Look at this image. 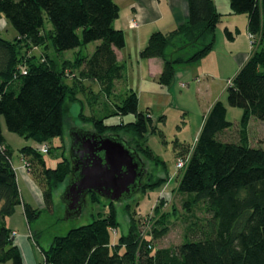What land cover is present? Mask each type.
<instances>
[{"label":"trees","instance_id":"trees-1","mask_svg":"<svg viewBox=\"0 0 264 264\" xmlns=\"http://www.w3.org/2000/svg\"><path fill=\"white\" fill-rule=\"evenodd\" d=\"M229 1L234 15L247 17L254 50L227 89L229 106L243 111L239 139L227 138L234 127L226 107L217 101L178 182V193L187 197L185 208L191 212L201 206L208 217L204 223L195 221L188 230L194 239L153 250L140 246L132 225L127 234L112 241L119 221L110 203L107 215L97 214L92 223L55 237L48 250L41 249L46 264H264V149L249 141L252 118L264 120V0ZM188 9L185 24L169 33L152 34L141 52L144 59L163 60L162 87L173 84L177 66L198 63L213 50L220 13L211 0H188ZM119 16L120 8L113 0H0V18L17 32L13 40L0 36V264H24L7 219L21 205L29 225L42 212L23 203L1 122L9 132L48 147L53 139L64 136L67 102L81 103L77 95L90 89L82 80L99 84L107 98L104 107L111 97L117 100V84L124 74L116 52L126 46L123 31L114 28ZM46 23L52 28L47 30ZM225 34L233 40L231 32ZM92 43H98L93 53L82 56L81 49ZM48 45L56 53L77 51L75 60L68 63V69L79 72L72 85L56 60L27 54ZM89 91L91 103L102 95ZM138 105V95L129 90L124 97L120 95L119 104L111 103L112 110L102 118L80 116L93 122L99 135H131L136 151L157 162L145 145L150 129L156 128L149 110L142 113ZM111 116L122 120L107 124ZM126 116L132 120H124ZM19 153L29 163L33 179L42 178L39 185L45 204L52 209L54 191L72 177L71 161L63 156L55 168H49L39 148L25 146ZM162 180L149 181L143 189L161 187ZM99 198L89 196L92 204ZM160 231L158 237L167 233L166 228Z\"/></svg>","mask_w":264,"mask_h":264},{"label":"rangeland","instance_id":"rangeland-1","mask_svg":"<svg viewBox=\"0 0 264 264\" xmlns=\"http://www.w3.org/2000/svg\"><path fill=\"white\" fill-rule=\"evenodd\" d=\"M6 25V30L0 33V36L7 40H13L17 37V32L7 22ZM135 25L137 26L136 23ZM51 28V25L46 23V29L49 30ZM248 41L250 51H252L253 45L250 35H248ZM96 45L98 43H92L83 47L81 55L87 56L92 54ZM213 49L215 51L214 59H225L228 62L229 50L223 47L219 40H217ZM76 52L65 51L56 53L48 45L46 49L27 51V54L33 55L36 53L38 57L42 56L41 58H45L48 55L56 60L64 68L66 82L72 85L78 77L79 72L72 71L70 68L68 69V63H72L75 60L77 56ZM208 55L198 63L177 66L176 78L168 88L164 87L160 89L152 80L144 82L141 79H132L129 81L130 87L138 92L139 111L146 113L149 109L152 125L156 128L154 131L150 129L145 139V145L150 148L157 162H150L139 154L146 171L142 179V187L131 199L114 202L119 228L113 231L112 241L117 240L121 234H127L130 227L134 225L140 246L153 250L178 246L187 241L189 237L192 240L194 239L188 230L195 221L199 220L200 223H204L208 218L201 206L194 207L193 212L185 208L184 205L187 197L179 194L177 191L178 182L183 173V170L177 168L178 160L186 163L189 159L201 132L204 116L215 102L220 101L223 103L227 109V119L233 124L234 128L227 134V138L230 141H237L239 139V125L243 116L241 109L229 106L226 92L227 88L232 85L233 78L237 72L236 63L227 65L225 72L217 71L218 60L216 64L211 60V56L208 57ZM89 82L94 83L92 85L93 88ZM81 84L86 85L90 89L92 88L97 94H102L100 93L101 89L99 91L98 88L99 84L96 82L82 80ZM182 84H184V87H182ZM90 89L84 90L77 95L81 103L67 102L64 136L63 138H55L49 142L47 146L50 148V153L43 154L49 168H55L63 160L59 147L62 143L65 146H63V149L65 148L66 150L65 157L71 160L73 134L76 131L84 133L95 132L93 122L82 119L81 113L87 119L92 117L100 119L107 114V111L112 110L109 109L113 108L111 107V103L116 102L119 104L120 95L124 97L126 92V87L119 85L117 87V95L119 97H116L118 102L114 97H111V103H108L109 106L104 107V103H107L106 95H100L95 100V103H91ZM121 120L120 117L111 116L107 118L106 123L110 125L118 124ZM124 120L130 121L132 120V116H126ZM3 131L6 142L13 153L14 160L20 155V149L34 144L32 141L25 140L19 135L9 132L5 123H3ZM120 133L118 135L130 147L135 149L132 136L124 132ZM107 135L115 134L107 133ZM249 141L251 146L264 149V120L252 118L249 126ZM43 147L45 146L42 145L39 149ZM23 160L31 175L29 163L24 158ZM34 179L36 180V177ZM37 179L36 184L39 187L42 178L37 176ZM158 179L165 180H162L165 183L161 187L143 189V186L148 184L149 181L153 183V181ZM68 184L69 182L66 181L54 191L53 208H47L44 200L43 209H40L42 211L40 217L37 220L31 221L30 226L39 237L40 244L37 243L38 245L35 249L41 257L42 262L40 264H44L43 254L40 250H48L55 237L65 236L72 229L92 223L94 216L97 214L100 213L102 216H105L109 212L110 202L108 200L99 198L100 201L98 203L92 204L88 197L86 208L81 216L68 219L66 204L63 201ZM157 209L158 212L156 211ZM15 219L18 223V216H15ZM162 219L164 223L160 222ZM164 228L167 229V233L158 237L162 232L160 230ZM155 229H157L156 234L154 233Z\"/></svg>","mask_w":264,"mask_h":264},{"label":"crops","instance_id":"crops-1","mask_svg":"<svg viewBox=\"0 0 264 264\" xmlns=\"http://www.w3.org/2000/svg\"><path fill=\"white\" fill-rule=\"evenodd\" d=\"M113 1L120 8V16L114 22V28L123 31L126 40V46L124 49L116 52L118 62L123 65L124 74L123 80L117 84V87L119 85H122L123 87L125 86L126 92L132 90L137 94V90L130 87L129 81L132 79H141L144 80V82L147 80H152L160 89L164 88L159 84V78L163 70V60L160 58L144 59L141 57V52L147 46L148 40L152 34L156 32H172L180 25H183L188 21V0ZM211 1L221 15V21L218 24L215 32V43L213 48H215V44L217 40H219L220 44L229 50V57L228 62L225 59H214V49V52L212 51L208 57L211 56V60H213V62L216 64L218 60L219 65L217 66V71L222 72H225L227 65L229 66L231 63L233 64L235 62L237 71L235 74L236 76L239 70L252 55L254 50L252 49V51H250V47L248 45V35H250L248 30V19L245 15H234L232 13L229 0ZM133 23L137 24L135 28L132 26ZM5 27H7L6 22L4 19L0 18V33H3L6 30ZM226 30L231 32L233 36L232 41L228 40L226 37ZM38 50L40 49L38 48ZM34 54L36 55V53ZM89 84L93 88L92 85L94 83L89 82ZM182 87H184V84H182ZM98 88L100 91L99 85ZM211 108L212 106L207 110L204 116L203 124ZM1 130L6 141L2 122ZM31 146L34 148L40 147L35 143ZM63 146V143L59 146L60 151L62 152V158L65 156L66 152L65 148L63 149ZM12 165L16 171L18 187L23 203L29 204L33 208L39 210L43 209V190L40 186H37V182L28 172L23 157L19 155L17 159L14 160L12 156ZM15 216H18L19 218L18 223L15 219ZM7 226L15 234L14 245L19 248L24 264H40L42 262L41 257L39 252L35 249L37 245L40 244L38 240L39 237L38 234L34 232L31 226L28 224L23 205L18 207L15 214L7 219ZM42 257L44 259L43 255Z\"/></svg>","mask_w":264,"mask_h":264},{"label":"water","instance_id":"water-1","mask_svg":"<svg viewBox=\"0 0 264 264\" xmlns=\"http://www.w3.org/2000/svg\"><path fill=\"white\" fill-rule=\"evenodd\" d=\"M71 154L72 177L63 198L68 219L81 216L90 195L122 202L142 187L145 165L136 149L119 135L76 131Z\"/></svg>","mask_w":264,"mask_h":264},{"label":"built area","instance_id":"built-area-1","mask_svg":"<svg viewBox=\"0 0 264 264\" xmlns=\"http://www.w3.org/2000/svg\"><path fill=\"white\" fill-rule=\"evenodd\" d=\"M132 26L135 28V26H136L135 23H133ZM250 38H251V40H253V37L252 36H250ZM40 150H41L42 154H48L49 153L48 147H46V146L43 147V148H41ZM185 165H186V163L184 161L178 160L177 168L179 170H183L185 168ZM26 168H27V166H26ZM44 264H46V263L44 262Z\"/></svg>","mask_w":264,"mask_h":264}]
</instances>
